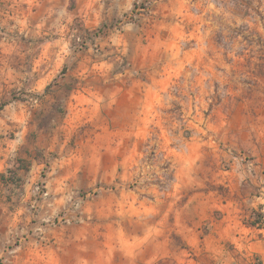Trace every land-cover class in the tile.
<instances>
[{"label": "clouds", "instance_id": "clouds-1", "mask_svg": "<svg viewBox=\"0 0 264 264\" xmlns=\"http://www.w3.org/2000/svg\"><path fill=\"white\" fill-rule=\"evenodd\" d=\"M0 264H264V0H0Z\"/></svg>", "mask_w": 264, "mask_h": 264}, {"label": "rangeland", "instance_id": "rangeland-1", "mask_svg": "<svg viewBox=\"0 0 264 264\" xmlns=\"http://www.w3.org/2000/svg\"><path fill=\"white\" fill-rule=\"evenodd\" d=\"M73 7H75V0H73Z\"/></svg>", "mask_w": 264, "mask_h": 264}]
</instances>
